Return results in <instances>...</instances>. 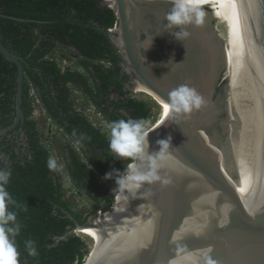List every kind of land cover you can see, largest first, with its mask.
Instances as JSON below:
<instances>
[{
    "label": "water",
    "instance_id": "95a60500",
    "mask_svg": "<svg viewBox=\"0 0 264 264\" xmlns=\"http://www.w3.org/2000/svg\"><path fill=\"white\" fill-rule=\"evenodd\" d=\"M103 3L114 9L127 70L160 102L149 152L169 134L175 149L157 170L169 183L145 184L138 192L146 196L104 214L114 197L107 211L75 222L71 232L80 230L93 245L83 264L90 257L89 264H264V0H202L204 23L187 26L192 41H184L198 52L191 83L206 103L187 117L164 112L168 96L142 71L152 45L144 23L153 11L163 20L169 0ZM143 50L147 61L138 63ZM0 53L17 67L15 117L1 134L22 118L24 68L1 40ZM137 163L150 167L147 158Z\"/></svg>",
    "mask_w": 264,
    "mask_h": 264
},
{
    "label": "trees",
    "instance_id": "16d2710c",
    "mask_svg": "<svg viewBox=\"0 0 264 264\" xmlns=\"http://www.w3.org/2000/svg\"><path fill=\"white\" fill-rule=\"evenodd\" d=\"M115 23L114 9L103 0H0V40L24 68L22 118L0 134V167L11 171L7 190L19 204L10 207L22 225L16 237L21 264H83L89 252L83 237L71 232L89 216L76 210L55 170L47 167L50 145L33 117L36 100L68 139L59 143L61 156L71 187L92 200L91 216L112 205L115 176L123 175L128 160L109 149L108 127L94 125L77 109L74 91L102 112L108 126L120 118H150L149 104L127 94V75L117 77L118 55L107 37ZM56 47H72L82 70L62 68L52 58ZM16 84V65L0 53V131L14 120ZM113 169L121 173L103 179ZM29 239L36 256L27 253Z\"/></svg>",
    "mask_w": 264,
    "mask_h": 264
},
{
    "label": "clouds",
    "instance_id": "9594fccd",
    "mask_svg": "<svg viewBox=\"0 0 264 264\" xmlns=\"http://www.w3.org/2000/svg\"><path fill=\"white\" fill-rule=\"evenodd\" d=\"M169 3L171 7L164 13V27L167 30H174L169 31V33L176 40L184 41L190 35L187 26H200L204 23L205 11L202 8V0H169ZM175 29L179 30L176 31ZM205 103L204 97L195 88L181 84L168 92V99L163 107L164 112L169 116L183 115L187 117L194 110H199ZM146 124L147 122L143 118H120L111 121L108 126L109 149L117 157L128 160L123 175L115 176L117 187L112 192L118 191L119 194L115 195L117 201L123 200L129 203L130 198L135 199L138 195L139 197L146 196V193L138 192L144 188L145 184L157 181L165 184L170 182L169 179L163 178L157 170L163 167L162 162L169 158V150L175 149L171 147L172 137L169 134L164 138L157 139L155 144L159 146V150L150 153L148 135L155 128L149 129ZM144 158L150 161V167L147 170H141L137 163ZM47 167L49 170H57L60 167L57 158L49 157ZM113 173L121 172L113 169L106 172L103 179H112ZM10 177L11 171L0 167V264H20L16 237L19 235L22 225L17 219L18 213L11 210V207L18 208L19 204L7 190ZM141 206L138 205V210ZM25 248L29 256L38 255L34 241L30 239L25 241ZM209 264H212V261H209Z\"/></svg>",
    "mask_w": 264,
    "mask_h": 264
},
{
    "label": "flooded vegetation",
    "instance_id": "af4514ba",
    "mask_svg": "<svg viewBox=\"0 0 264 264\" xmlns=\"http://www.w3.org/2000/svg\"><path fill=\"white\" fill-rule=\"evenodd\" d=\"M157 12H152L148 18V21H145L144 25L147 32H151V47L149 48V60L148 64L142 65V71L144 75L152 81L155 86L164 92L168 96V92L181 84H187L189 87H192V81L196 75V69L198 66V61L193 60V54L197 55L198 52L195 48L192 47V37L190 35L189 44L187 41H178L176 40L169 31L164 27L165 21L159 20L157 17ZM178 31L179 29H175ZM198 33H201L202 30H198ZM204 34V33H201ZM108 39L110 40L115 53L118 55L117 65L120 66L118 78H121L122 75H127V80L123 82L124 88L128 90L127 94H131V89L136 86L137 77L136 74L131 70H127V57L124 52V49L119 46L118 42L120 40V26L118 23L114 25L111 30H108L107 34ZM189 37V36H188ZM187 37V38H188ZM146 39L145 36L140 38L141 41ZM187 40V39H186ZM62 48V47H61ZM65 49V48H64ZM74 50L72 47L69 48ZM187 49V54L186 53ZM143 53L136 52V60L138 63H141L145 60L147 61L146 55L147 52L143 50ZM72 52V51H71ZM74 55L78 56L77 53L72 52ZM183 61L180 64H176ZM184 62H187L184 64ZM102 64L108 66L109 64L104 60L101 61ZM145 64V63H144ZM141 65V64H140ZM81 68V67H80ZM187 68V69H185Z\"/></svg>",
    "mask_w": 264,
    "mask_h": 264
},
{
    "label": "rangeland",
    "instance_id": "374dc122",
    "mask_svg": "<svg viewBox=\"0 0 264 264\" xmlns=\"http://www.w3.org/2000/svg\"><path fill=\"white\" fill-rule=\"evenodd\" d=\"M52 58L58 61L60 63L59 65L62 68H66L69 66L71 67L72 70H76L79 72L82 70V68L77 66V63L79 62L80 58L74 55L71 51H68L64 48L56 47L52 52ZM137 86L138 85H136L133 89H131V95L134 98L145 101L149 104L151 108V114L146 124V126L149 128L155 116L158 113L159 105H157V102L153 98H150L144 93L137 91L136 89ZM73 97L77 99V109L79 111L81 110L84 111L89 116V118L93 121L94 125H100L106 128L108 127L107 121L102 116V112H100L96 107H94L89 101L85 100L82 97L80 91L75 90ZM38 104H39L38 101H36L33 117L36 119L38 123V128L40 130V133L42 134L43 142H48L50 145V153H51L50 157L52 156L56 157L58 164L60 165V167H58V169L55 170V172L57 173L58 179L62 182V188L65 191V197L69 199L72 202V204L75 205L76 210L81 212L83 216H87V215L89 216L87 220V222H89L93 217L90 215L92 211L93 202L89 198L80 195L76 189L71 187L70 182H69L68 172L65 169L63 158L61 156L59 143L61 142L67 143L68 139L66 136L62 135L58 126L53 124L52 121H50V119L46 116V114L41 109V106ZM114 188H112V190ZM113 193L116 196L119 194L118 191H114ZM81 236L86 241L88 250L90 252L93 249L91 240L87 239L83 235Z\"/></svg>",
    "mask_w": 264,
    "mask_h": 264
},
{
    "label": "bare ground",
    "instance_id": "6f19581e",
    "mask_svg": "<svg viewBox=\"0 0 264 264\" xmlns=\"http://www.w3.org/2000/svg\"><path fill=\"white\" fill-rule=\"evenodd\" d=\"M110 1V5H112L113 4V0H109ZM138 85V84H137ZM137 91H139V92H142L141 91V89L139 88V86H137ZM155 100V99H154ZM156 102H157V105H159L160 104V102L159 101H157V100H155ZM118 202L119 201H117V203L115 204V206H114V208L113 209H111V210H109V211H107V212H105L104 214H107V213H110V212H114V211H116V206H117V204H118ZM102 213V212H101ZM101 213H100V215H101ZM103 214V213H102ZM78 233H80L81 234V232H80V230H78L77 231ZM89 261H90V258H89ZM89 261H88V263L87 264H89Z\"/></svg>",
    "mask_w": 264,
    "mask_h": 264
},
{
    "label": "built area",
    "instance_id": "2783aa9c",
    "mask_svg": "<svg viewBox=\"0 0 264 264\" xmlns=\"http://www.w3.org/2000/svg\"><path fill=\"white\" fill-rule=\"evenodd\" d=\"M114 25H116V24H114ZM108 30H111V28H109ZM54 59V58H53ZM55 60V59H54ZM76 101H77V99H75Z\"/></svg>",
    "mask_w": 264,
    "mask_h": 264
}]
</instances>
